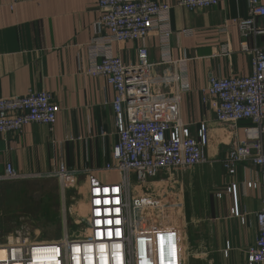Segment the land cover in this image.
<instances>
[{
    "label": "crops",
    "instance_id": "obj_1",
    "mask_svg": "<svg viewBox=\"0 0 264 264\" xmlns=\"http://www.w3.org/2000/svg\"><path fill=\"white\" fill-rule=\"evenodd\" d=\"M259 1L264 6V0ZM10 4L11 0H0V98L47 92L61 110L51 129L30 124L18 134L0 135V175L8 163L23 176L51 175L64 167L80 172L77 180L86 187L87 175L103 184L119 183L116 173L104 171L118 142L111 107L115 94L103 78L87 73L104 52L102 45L92 44L100 16L98 0L20 1L12 10ZM247 17V0H225L193 12L172 1L168 45L172 64H163L157 35L147 40L153 77L181 75L186 88L180 93L183 127L193 139L204 127L208 138V164L185 173L161 174L145 186L147 196L160 202L166 222L178 232L182 264H245V252L258 237L254 215L261 206L260 194L245 183L260 181L264 170L244 162L230 178L221 167L227 152L252 125L242 121L233 130L221 127L201 94L210 75H251V57L240 52L236 27ZM184 31L190 34L183 35ZM246 42L249 49H262L264 35ZM138 48V42L115 43L110 53L125 64H135ZM156 87L171 97L176 86L156 82ZM228 187L232 192L223 193Z\"/></svg>",
    "mask_w": 264,
    "mask_h": 264
},
{
    "label": "built area",
    "instance_id": "obj_2",
    "mask_svg": "<svg viewBox=\"0 0 264 264\" xmlns=\"http://www.w3.org/2000/svg\"><path fill=\"white\" fill-rule=\"evenodd\" d=\"M20 1L33 0H11L9 9ZM172 1L193 12L217 7L225 0H98L100 16L95 24L97 38L92 44L93 47L102 45L104 52L87 73L103 78L115 94L111 107L118 142L111 153L112 161L104 171L116 173L120 181L108 185L92 175L86 176L88 227L84 236L71 239L65 229L58 242L32 243L17 234L0 245L6 254L0 264H135L130 247L141 220L138 217L150 210L159 218L155 227L146 228L147 235H154L156 240L157 257L162 254L167 264H182L181 239L176 229L166 222L160 202L147 195L138 198L133 195L135 186L147 185L161 174L185 173L209 162L205 128L193 139L180 120V93L186 90L182 87L181 75L176 72L172 78L156 79L148 61L147 40L157 35L163 64H172L168 55ZM247 2L248 17L237 22L236 27L241 38L240 52L251 57V75L245 78L210 75L201 92L202 102L210 104L218 124L235 126L248 121L252 125L244 129V139L221 161L222 169L230 178L244 162L264 170V48L249 49L246 42L251 36L264 35V6L259 0ZM258 20L262 21L261 28L257 27ZM130 41L139 43L135 64H125L110 53L112 44ZM225 50L229 53L227 47ZM156 82L173 83L177 88L171 97H166ZM60 110L47 92L29 91L24 97L0 98V135L18 134L30 124L51 129ZM79 174L64 167L53 173L62 190L73 187ZM22 177L7 163L0 182ZM245 186L258 191L261 204L254 215L258 237L245 252V264H264V173L260 181L252 180ZM232 188L223 193L230 194ZM217 196L221 198L222 193ZM231 214L236 213L231 211Z\"/></svg>",
    "mask_w": 264,
    "mask_h": 264
},
{
    "label": "rangeland",
    "instance_id": "obj_3",
    "mask_svg": "<svg viewBox=\"0 0 264 264\" xmlns=\"http://www.w3.org/2000/svg\"><path fill=\"white\" fill-rule=\"evenodd\" d=\"M236 126L221 125L228 130ZM52 175L24 176L15 181L0 182V245L17 234L33 243L58 242L65 229L71 239L87 233L86 186L76 180L73 187L62 190ZM131 184L134 185L133 179ZM145 186L133 188L134 198L147 195ZM155 213L145 211L138 217L141 220L130 247L131 260L135 264H167L162 254L157 257L154 235L146 232L149 225L155 227L159 222Z\"/></svg>",
    "mask_w": 264,
    "mask_h": 264
},
{
    "label": "bare ground",
    "instance_id": "obj_4",
    "mask_svg": "<svg viewBox=\"0 0 264 264\" xmlns=\"http://www.w3.org/2000/svg\"><path fill=\"white\" fill-rule=\"evenodd\" d=\"M88 209V207H87ZM6 258V254H5V251H3L2 249L0 250V259L1 260H4Z\"/></svg>",
    "mask_w": 264,
    "mask_h": 264
},
{
    "label": "snow or ice",
    "instance_id": "obj_5",
    "mask_svg": "<svg viewBox=\"0 0 264 264\" xmlns=\"http://www.w3.org/2000/svg\"><path fill=\"white\" fill-rule=\"evenodd\" d=\"M118 211V210H117ZM118 223V222H117Z\"/></svg>",
    "mask_w": 264,
    "mask_h": 264
}]
</instances>
